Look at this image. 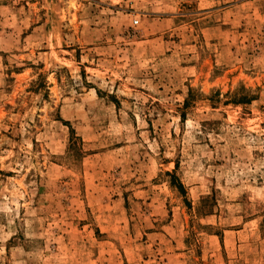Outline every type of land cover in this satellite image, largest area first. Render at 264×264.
Segmentation results:
<instances>
[{"label": "rangeland", "instance_id": "1", "mask_svg": "<svg viewBox=\"0 0 264 264\" xmlns=\"http://www.w3.org/2000/svg\"><path fill=\"white\" fill-rule=\"evenodd\" d=\"M0 264H264V0H0Z\"/></svg>", "mask_w": 264, "mask_h": 264}, {"label": "built area", "instance_id": "2", "mask_svg": "<svg viewBox=\"0 0 264 264\" xmlns=\"http://www.w3.org/2000/svg\"><path fill=\"white\" fill-rule=\"evenodd\" d=\"M135 23H137V22H135Z\"/></svg>", "mask_w": 264, "mask_h": 264}]
</instances>
